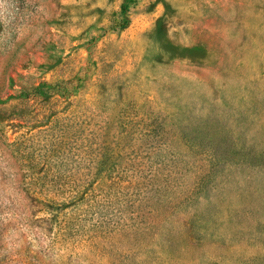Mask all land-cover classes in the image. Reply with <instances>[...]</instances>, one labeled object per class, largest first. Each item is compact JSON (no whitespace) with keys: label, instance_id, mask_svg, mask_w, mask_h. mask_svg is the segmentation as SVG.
Instances as JSON below:
<instances>
[{"label":"rangeland","instance_id":"1","mask_svg":"<svg viewBox=\"0 0 264 264\" xmlns=\"http://www.w3.org/2000/svg\"><path fill=\"white\" fill-rule=\"evenodd\" d=\"M0 264H264V0H0Z\"/></svg>","mask_w":264,"mask_h":264}]
</instances>
